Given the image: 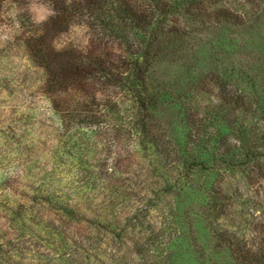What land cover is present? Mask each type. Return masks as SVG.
<instances>
[{"label":"rangeland","instance_id":"rangeland-1","mask_svg":"<svg viewBox=\"0 0 264 264\" xmlns=\"http://www.w3.org/2000/svg\"><path fill=\"white\" fill-rule=\"evenodd\" d=\"M222 7L226 8L224 4ZM14 8L6 6L0 13V264H244L236 251L214 234L219 233L231 243L242 242L243 247L255 245L254 224L259 214L254 210L264 211V159L263 173L240 165L254 143L247 133V139L239 142L235 138L230 145L235 149L228 156L234 168L221 165L222 154L217 153L219 149L225 151L221 138L235 135L229 122L216 111L222 87L233 84L231 71L235 66L251 68L254 74L264 69V2L242 0L230 6L239 9L245 19L239 26L222 23L213 31H197V41L194 34L186 41L169 39L160 44L155 66L146 78L155 99L151 110L160 125V136L174 139V148L184 151L188 147V119L206 114L217 116L205 124H213L218 134L214 139L207 132L203 134L193 152L197 161L208 163L213 171L187 173L181 160L175 170L167 168L165 174L161 170L165 180L176 188L171 196L154 203L156 154L140 153V149L136 154L106 151L96 145L95 138L85 148L76 139L73 155L66 158L68 165L63 170L59 169L60 163L50 165L55 171L54 181L50 185L42 180L49 167L40 165L49 158L41 149L53 141L43 134L51 124L44 121L41 128L25 122L18 124L2 115L5 103L10 101L4 81L24 74L29 64L21 49L8 51L15 43L11 38L16 36L10 26ZM32 13L36 21H45L49 8L35 4ZM256 84V100L262 104L264 82ZM228 112L225 109L222 113ZM259 127L264 128V121ZM34 129L42 135L34 134ZM14 132L28 141L14 140ZM207 137L213 142L209 143ZM181 155L185 158V154ZM170 157L171 161L179 159L176 154ZM103 163L114 169V174L101 180ZM47 190L56 192L58 203L67 201L81 216L94 217L110 227V233L69 219L45 204L42 196ZM205 192L210 200L224 205V213L217 220L215 214L208 219ZM155 204L158 205L151 207ZM137 214L145 218V228L133 226L131 216ZM151 225L163 229L162 243L150 253L138 255L136 243H144ZM124 226L128 229L120 240L114 231Z\"/></svg>","mask_w":264,"mask_h":264},{"label":"trees","instance_id":"trees-1","mask_svg":"<svg viewBox=\"0 0 264 264\" xmlns=\"http://www.w3.org/2000/svg\"><path fill=\"white\" fill-rule=\"evenodd\" d=\"M237 2L242 0H0L1 15L6 6L15 7L10 25L13 35L16 34L11 38L15 43L8 51L21 49L29 61L24 74L15 75L12 81H4L10 101L5 103L2 115H6L7 121L18 124L25 122L40 128L44 121L51 124L43 134L53 141L41 149L49 159L40 166L50 168L44 170L42 180H47L50 185L54 181L55 171L50 165L60 163V170L68 165L66 158L73 155L76 139L85 148L94 138L98 142L96 145L103 146L106 151L116 149L136 154L140 149V153L156 154L153 203L171 196L176 188L165 180L161 170L164 174L167 168L175 170L181 160L187 173L213 171L208 163L197 161L193 152L206 132L213 139L217 138L213 124L210 127L205 124L216 120L217 116L206 114L188 119V147L179 151L174 148V139L163 138L158 132L160 125L156 124L151 110L155 107V99L149 93L146 78L155 66L159 46L164 40L186 41L197 31H213L222 23L239 26L245 19L239 9L230 8ZM35 4L48 6L49 16L45 21L33 18ZM222 4L229 8H223ZM195 39L198 40L197 34ZM221 75H225L224 72ZM231 79L232 85L222 87L216 113L229 122L235 136H220L225 151L219 149L217 152L222 154L219 162L227 169H233L228 156L235 149L230 145L235 138L239 142L244 137L247 139L248 133L254 143L240 165L263 173L264 128L259 127V123L264 121V102L260 104L256 100V83L264 82V69L260 74H254L251 68L235 66ZM261 88L264 89V85ZM225 109L229 112L222 113ZM37 131L32 132L42 135ZM212 138H208L209 143L213 142ZM13 139L28 141L16 132ZM172 154L179 159L171 161ZM55 157L58 160H52ZM85 172L89 175L88 170ZM100 173L101 180L108 179L114 169H108L103 163ZM84 179L82 177V181ZM206 196L208 219L213 214L215 220L219 219L224 213V205L210 200L207 193ZM56 199L53 190L45 191L42 196L45 204L57 208L65 217L109 232L110 227L98 223L94 217L81 216L70 203H58ZM254 211L259 214L257 224H254L257 231L254 246L243 247L242 242L231 243L219 233L214 234L216 238L224 239L244 264H264V211ZM131 217L133 226L145 228V218H140L139 214ZM126 229L128 227L124 226L113 231L122 240ZM147 230L150 234L147 237L143 234L144 243H136L138 255H146L162 243V228L151 225Z\"/></svg>","mask_w":264,"mask_h":264}]
</instances>
